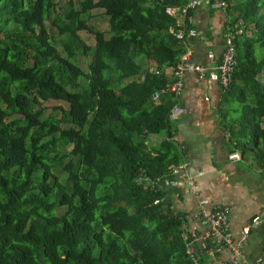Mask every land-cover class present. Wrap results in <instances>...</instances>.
<instances>
[{
	"label": "trees",
	"instance_id": "16d2710c",
	"mask_svg": "<svg viewBox=\"0 0 264 264\" xmlns=\"http://www.w3.org/2000/svg\"><path fill=\"white\" fill-rule=\"evenodd\" d=\"M223 1L242 29L224 130L230 152L264 169V0ZM188 2L0 0V264L209 261L187 253L189 217L163 185L137 181L162 184L182 163L169 119L179 98L151 94L189 51L166 12ZM97 9L106 29L90 22Z\"/></svg>",
	"mask_w": 264,
	"mask_h": 264
},
{
	"label": "crops",
	"instance_id": "0c3cea01",
	"mask_svg": "<svg viewBox=\"0 0 264 264\" xmlns=\"http://www.w3.org/2000/svg\"><path fill=\"white\" fill-rule=\"evenodd\" d=\"M211 1L202 0L194 11L198 35L186 39L185 43L194 63L214 71L220 62L224 34L232 17L224 9L213 8ZM224 94L215 76L201 77L195 71L187 73L185 89L178 99L185 111L174 121L172 131L182 162L189 165L195 184L190 185L187 177H183L164 189L174 206L189 217L188 226L193 228L199 227L192 217L200 203L208 209L228 206L229 226L234 236H240L243 227L250 226L243 251L253 262L264 258V169L258 165L252 151L237 162L229 160L230 146L224 122L231 111L222 112ZM238 105L240 103L234 101L232 110ZM157 135L148 140L154 148L160 146L166 133ZM256 216H260L258 224L252 223ZM229 255L230 251L225 249L206 264L225 260Z\"/></svg>",
	"mask_w": 264,
	"mask_h": 264
},
{
	"label": "built area",
	"instance_id": "2783aa9c",
	"mask_svg": "<svg viewBox=\"0 0 264 264\" xmlns=\"http://www.w3.org/2000/svg\"><path fill=\"white\" fill-rule=\"evenodd\" d=\"M201 2L202 0H189L185 5H174L166 8V12L177 19L176 28L173 30L176 38L184 39L185 37L198 35V29L194 24L193 11L199 7ZM211 6L213 8L226 9L228 4L223 0H215L211 3ZM241 33V28L228 26V31L224 34V49L221 60L214 68V71H211V67L194 63L191 59L190 51L185 53L177 67L170 70L172 78L152 92V100L159 102L161 97L167 93L179 98L185 89L186 75L189 71H195L201 77L211 74L218 79L223 89L228 88L237 65L235 38ZM184 111V106L177 102L170 111L169 119L174 122ZM241 159L242 155L239 151L234 150L230 152L229 160L231 162H237ZM183 177H187L190 185L195 184L194 175L189 173V165L186 162L174 166L170 176L162 179V184L160 178L153 180L147 175L143 177L139 176L137 181L145 182L146 185H163L164 188L166 185L176 184ZM229 213L230 209L228 206L208 209L205 204L200 203L192 218L194 223L201 228V231L197 232L198 228L189 227L190 232L187 233V237L189 238L187 253L194 261H197L198 258L195 252L199 249L198 247L205 250L204 252L208 255L209 259L227 249L230 251V255L225 260L216 261L214 264H264V258L262 257L253 262L246 258L243 247L250 233V226L243 227L240 236H234L230 231ZM259 222L260 216H256L252 220L254 224H258Z\"/></svg>",
	"mask_w": 264,
	"mask_h": 264
},
{
	"label": "rangeland",
	"instance_id": "374dc122",
	"mask_svg": "<svg viewBox=\"0 0 264 264\" xmlns=\"http://www.w3.org/2000/svg\"><path fill=\"white\" fill-rule=\"evenodd\" d=\"M60 5H63L66 1L68 0H57ZM76 3H78L79 0H74ZM92 18L90 20L91 23H94L96 25V27H100L102 29H106L107 27V18L105 17V15L103 14V12L100 9L97 10H93L92 11ZM82 37L86 40V42L90 45H94V36L92 34H89L88 32H81ZM258 52H260V50H258ZM89 60V58L87 59ZM147 66H145L146 68ZM86 68V66H85ZM60 105V104H64L62 101H50L48 102V106H53V105ZM157 135V134H156ZM155 135V136H156ZM158 135H165V132L162 131L160 134ZM157 135V136H158Z\"/></svg>",
	"mask_w": 264,
	"mask_h": 264
}]
</instances>
